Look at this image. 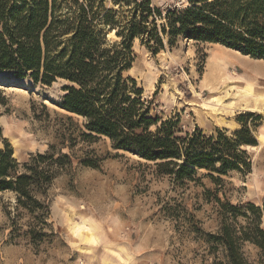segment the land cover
I'll use <instances>...</instances> for the list:
<instances>
[{"label":"rangeland","instance_id":"obj_1","mask_svg":"<svg viewBox=\"0 0 264 264\" xmlns=\"http://www.w3.org/2000/svg\"><path fill=\"white\" fill-rule=\"evenodd\" d=\"M103 4L117 8L112 0ZM151 4L164 12L186 1ZM163 23L157 20L158 26ZM106 37L119 41L114 33ZM161 37L157 54L136 38L124 72L142 90L149 115L169 121L175 137L195 131L213 137L246 166L223 175L197 170L193 181H176L154 162L114 150L107 138L84 139L83 119L59 107L65 80L48 86L0 72V149L7 145L19 166L37 154L66 155L58 164L41 163L52 178L34 189L40 204L34 212L18 207L15 193L0 194V264H213L225 258L210 235L217 236L224 222L237 232L246 228L254 218L249 204L260 209L264 229V103L256 108L226 93L238 94L226 84L234 79L251 84L260 79L245 70L243 60L263 66L264 60L219 44L180 37L170 44L168 36ZM226 53L233 64L221 81H211L214 55ZM217 198L239 208L236 217L231 219ZM241 251L249 264H259L255 246L244 242Z\"/></svg>","mask_w":264,"mask_h":264},{"label":"trees","instance_id":"obj_2","mask_svg":"<svg viewBox=\"0 0 264 264\" xmlns=\"http://www.w3.org/2000/svg\"><path fill=\"white\" fill-rule=\"evenodd\" d=\"M97 1L0 0V72L14 78L29 76L48 86L65 80L68 85L59 107L83 119L84 139L107 138L114 150L154 162L162 174L176 181H193L197 170L223 175L240 164L246 166L199 131L175 137L169 121L160 123L149 115L142 90L124 72L130 69L136 38L154 54L163 48L161 36H168L170 44L180 37L264 60V0H185L184 7L164 12L151 0H112L116 9ZM124 8L129 16L122 23ZM162 19L158 26L157 20ZM108 32L119 41H108ZM64 158L37 154L19 166L6 145L0 149V194L15 193L18 207L34 212L40 208L34 189L52 178L50 167L41 163L48 159L51 165L58 164ZM221 206L231 219L236 217L239 208ZM249 208L254 218L246 228L237 232L224 222L217 236L210 235L225 258L213 264H249L241 251L244 242L259 250V264H264L260 209L252 204Z\"/></svg>","mask_w":264,"mask_h":264},{"label":"bare ground","instance_id":"obj_3","mask_svg":"<svg viewBox=\"0 0 264 264\" xmlns=\"http://www.w3.org/2000/svg\"><path fill=\"white\" fill-rule=\"evenodd\" d=\"M214 56H215L214 57V63H215L216 71L212 72L210 79H211V81L216 82V81H221V79L225 76L224 75L221 77V73H223V70L225 68H227L228 66H231L233 64V61H232L233 59H231L233 57L230 56V54H228V53H226V55L225 54L224 55L219 54V55H214ZM234 60H235V62H237L239 60V58L234 56ZM242 62H243L242 65H244L245 70L249 69L250 72L254 73L257 77H260L261 80L256 79V83L251 84V83H249V81L247 82L246 78H245L246 81H242V80L236 81V79H234L235 82H233L232 84H230L228 82L226 84L229 88L232 87V88L236 89V93H238L240 95L235 94V93H234L235 94L234 95L233 91H226V93L229 96L231 94L234 97V100H242L245 105H248V103L250 101H252L253 105L257 108L261 103H264V74H262V73H264V66L252 64V63L247 62L246 60H243ZM253 68H254V70H253ZM231 76L235 77L236 75L234 72H232ZM247 76H249V75H247ZM249 78H251V77L249 76ZM227 80H229V79H227ZM250 80H252V79H250ZM254 80H255V78H254ZM222 91H223V89H222ZM217 100H219V99H217ZM256 108H255V110H257Z\"/></svg>","mask_w":264,"mask_h":264}]
</instances>
